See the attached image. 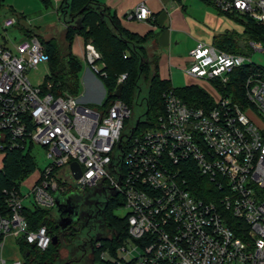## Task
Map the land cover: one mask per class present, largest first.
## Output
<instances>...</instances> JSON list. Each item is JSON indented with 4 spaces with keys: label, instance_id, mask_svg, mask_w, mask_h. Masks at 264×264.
<instances>
[{
    "label": "built area",
    "instance_id": "built-area-1",
    "mask_svg": "<svg viewBox=\"0 0 264 264\" xmlns=\"http://www.w3.org/2000/svg\"><path fill=\"white\" fill-rule=\"evenodd\" d=\"M53 1L59 12L66 0ZM203 1L221 14L246 17L264 28V0ZM153 18L144 2L127 16L139 22ZM18 25L16 16L2 22L6 32ZM4 40L0 43V156L41 146L51 163L28 195L21 187L3 191L0 264H25L23 257H5L8 238L24 239L41 251L53 243L46 225L30 230L25 201L32 199L31 207L53 210L57 196L62 199L71 190L106 191L121 198L128 210V235L116 255L105 251L103 260L264 264V66L254 60L264 54L263 41H249L245 54L198 42L184 71L188 77L216 85L214 106L191 107L170 90L164 94L165 112L155 126L134 136L126 127L133 112L121 98L97 109L68 92L54 94L50 82L32 84L29 74L49 63L38 35L24 33L18 41ZM84 60L100 79L106 77L102 56L92 42L85 46ZM240 70L250 71L244 79V109L228 91ZM127 80L128 74L120 75L118 86ZM253 116L260 117L263 126ZM74 162L82 170L79 179L71 169ZM64 167L75 179L71 187L58 177ZM195 172L212 186L206 197L190 180Z\"/></svg>",
    "mask_w": 264,
    "mask_h": 264
},
{
    "label": "trees",
    "instance_id": "trees-1",
    "mask_svg": "<svg viewBox=\"0 0 264 264\" xmlns=\"http://www.w3.org/2000/svg\"><path fill=\"white\" fill-rule=\"evenodd\" d=\"M0 0V9L2 8ZM50 0H44L47 3ZM59 15L66 27V38L70 43L68 54H64L52 42L41 39L49 55L50 77L46 82L53 83L54 94L68 92L78 96L80 86L81 62L71 51L72 42L76 37L84 39V46L92 42L102 56L103 72L101 77L108 91V105L116 100L112 95L118 89V78L128 74L124 83L121 100L130 109L144 106L140 116L134 113L126 124L128 132L134 136L155 126L158 117L165 112L164 94L174 90L176 94L189 106L195 108L211 109L214 98L207 91L197 85L175 89L170 80L162 79L160 75V58L158 55L152 59L147 54V43L154 38L149 34L141 36L126 29L110 9L97 0H66L59 11ZM233 17V16H230ZM21 30L27 35L36 34L30 27L22 24L21 17L17 16ZM37 35V34H36ZM248 40L264 42V28L249 19L246 24ZM215 46L234 53H247L246 46L232 35L220 34L214 37ZM250 73L248 70L236 72L228 91L235 96L242 108L247 106L244 91V79ZM146 91L143 99L142 93ZM140 124L136 127V122ZM28 150H12L1 159L0 167V207L4 205V190L20 188L22 183L37 171L36 158ZM198 185L202 196L212 186L206 178L198 176L195 172L190 177ZM200 185V186H199ZM206 197V196H205ZM88 208L80 214L79 222L73 224L67 231L58 226L59 213L56 209L45 210L36 206L27 207L25 216L30 230H36L46 225L52 237L59 238L58 244L51 243L46 251L30 246L24 239L18 245L25 264H118L110 260H103L101 255L108 251L116 255L118 247L128 235L127 218H120L114 210L123 206L118 197L109 196L100 190H88L85 193L83 206ZM67 214H64V216ZM119 236V239H117ZM100 245V246H99ZM67 247L69 256L62 259L61 251ZM123 264H136L126 262Z\"/></svg>",
    "mask_w": 264,
    "mask_h": 264
},
{
    "label": "rangeland",
    "instance_id": "rangeland-1",
    "mask_svg": "<svg viewBox=\"0 0 264 264\" xmlns=\"http://www.w3.org/2000/svg\"><path fill=\"white\" fill-rule=\"evenodd\" d=\"M98 1V0H97ZM99 2V1H98ZM100 4H103L99 2ZM187 7L188 16V28H191L192 32H188L186 29L184 39H180V45L172 52L173 60H176L177 64L169 65L168 52L165 53L164 65L160 64V75L162 78L170 80L172 86L175 89L184 88L190 85H197L200 88L207 91L215 100L218 98V93L215 90L216 85L204 80H196L188 77L184 71L189 67L186 62L188 60V47L192 40L198 42H204L208 45H213L214 36L220 34H230L244 46H248V37L246 36V24L249 22V18L246 17H230L224 14H220L214 7L208 5L203 0H188L185 3ZM19 16L21 17L22 24L27 27H32L43 40L52 42L54 46L61 49L64 54H68L70 43L66 38V27L61 20L59 12H57V5L55 1L51 0L47 3L44 0H3L2 8L0 11V43L5 40L18 41L21 39L24 32L21 30L20 25L7 32L2 28V22L6 17ZM150 37V35L148 34ZM151 38V37H150ZM153 38L147 43V54L151 59L156 56L155 45ZM71 51L73 55L81 62L82 70L80 72V86L78 91V97L81 98L83 104L97 109H105L108 105V89L103 82L94 74L90 68V72L94 74L95 81L99 85H95L86 89L83 86V75L87 69L85 63V46L84 39L82 37L75 38L72 42ZM254 60L260 62L264 66V54H257L254 56ZM104 67V64H100ZM50 65L49 63L41 64L37 70L32 71L29 74V79L33 85L39 86L44 84L46 79L50 77ZM53 84V83H52ZM146 91L142 93L141 99L144 98ZM221 94V92L219 93ZM135 117L141 115L144 111V106H136L131 109ZM253 119L257 121L259 126H263V122L260 117L253 116ZM146 131L144 128L140 130V133ZM31 154L36 158L37 171L27 178L21 185V192L24 196L30 193L32 182H34L40 173L51 163V160L47 157V151L41 146H34ZM0 156V167H1ZM60 179H66L69 186L75 184V179L70 176L69 168L64 167L58 174ZM85 198V194L82 192H74L71 190L65 193L61 202L66 207L72 208L78 215L82 211H86L88 206L82 205ZM119 202L122 199L119 198ZM32 199L26 200L25 205L31 207ZM83 206V207H82ZM128 213V210L124 207H120L114 210V214L120 218H123ZM132 245V244H130ZM133 246V245H132ZM5 257L9 259L22 258V254L18 245V241L13 238H8L5 248ZM137 254V252H136ZM62 259L66 260L69 256V250L67 247L61 251ZM1 256V253H0ZM111 261V260H110Z\"/></svg>",
    "mask_w": 264,
    "mask_h": 264
},
{
    "label": "crops",
    "instance_id": "crops-1",
    "mask_svg": "<svg viewBox=\"0 0 264 264\" xmlns=\"http://www.w3.org/2000/svg\"><path fill=\"white\" fill-rule=\"evenodd\" d=\"M110 9L112 14H115L121 21L122 25L129 31L146 36L151 34L154 36L155 54L160 58L159 64L164 65L165 53L168 52L169 65L177 64L176 60L172 58V52L180 45L179 40L184 39L183 33L188 28L187 7L185 3L188 0H98ZM144 2L152 11L154 18L150 22L130 21L127 16L132 12L136 6ZM205 2V1H204ZM207 3V2H205ZM214 7L213 5L207 3ZM215 8V7H214ZM221 14V13H220ZM35 31V30H34ZM36 32V31H35ZM217 36V35H216ZM215 37V36H214ZM41 38V37H40ZM79 38V37H77ZM198 41L192 40L188 47V60L186 64H191L190 52L196 47ZM87 67V66H86ZM164 79V78H162ZM167 80V79H166ZM83 86L87 88L99 85L94 78V74L90 72L89 68L84 72ZM37 180V179H36ZM35 180V181H36ZM32 182V185L35 183ZM31 185V186H32Z\"/></svg>",
    "mask_w": 264,
    "mask_h": 264
},
{
    "label": "water",
    "instance_id": "water-1",
    "mask_svg": "<svg viewBox=\"0 0 264 264\" xmlns=\"http://www.w3.org/2000/svg\"><path fill=\"white\" fill-rule=\"evenodd\" d=\"M124 85L120 84L118 86V89L116 92L112 95L115 99H120L122 96V90ZM140 124L139 121L136 122V127H138ZM72 171L75 173V178L79 179L82 176V170L80 165L77 162L72 163L71 165ZM61 198L57 196V206L56 210L59 213V217L57 219L58 226L61 228L62 231H65L68 229L71 225L76 223L79 220V215L72 210V208L66 207L65 205H62ZM64 214H67V217H64ZM119 238V236H118ZM59 241V238L57 236H54L52 238V242L54 245H57Z\"/></svg>",
    "mask_w": 264,
    "mask_h": 264
},
{
    "label": "flooded vegetation",
    "instance_id": "flooded-vegetation-1",
    "mask_svg": "<svg viewBox=\"0 0 264 264\" xmlns=\"http://www.w3.org/2000/svg\"><path fill=\"white\" fill-rule=\"evenodd\" d=\"M67 216H68V215H65L64 217H67ZM79 216H80V215H79ZM79 218H80V217H79ZM77 222H79V220H78ZM77 222H76V223H77ZM74 224H75V223H74ZM71 226H72V225H71ZM71 226H70V227H71ZM70 227H69V228H70ZM69 228H68V229H69ZM68 229H66L65 231H67Z\"/></svg>",
    "mask_w": 264,
    "mask_h": 264
}]
</instances>
